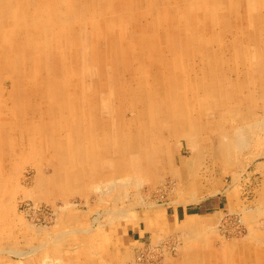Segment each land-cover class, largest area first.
<instances>
[{"label": "rangeland", "instance_id": "rangeland-1", "mask_svg": "<svg viewBox=\"0 0 264 264\" xmlns=\"http://www.w3.org/2000/svg\"><path fill=\"white\" fill-rule=\"evenodd\" d=\"M33 1L35 2L37 0H32L31 4H33ZM48 1L53 6L52 8L46 6ZM89 1L95 8L89 12L91 14L80 11V5L76 3V0H40V2H42L40 10L43 11V15H41L40 18V15L38 14L36 17L35 13V17L38 19V22H40V28H45L47 30H42L55 34L54 42L58 44V47L62 48L61 50L68 47L64 44L62 45V43H68L70 37L72 39L75 38V40L79 42L80 45L78 44L77 48L74 46L76 49L79 48L78 50H82L79 54V61L82 60L90 67V69L86 70V73L80 76L81 83L84 84V87L82 86L80 88V93L83 94L82 97L87 98L90 94L99 95L100 93L104 94L108 91H110L109 94L112 97L117 91L116 84H113L115 81L111 71L112 63L116 59V55L109 52L107 53L105 62L100 64L103 65L107 71L104 74L101 73L98 63L94 65L93 62L87 61L91 49L90 41L92 38V42H97L98 37L100 38L101 36L102 39L100 38L99 41L103 47L105 46V49L108 48L107 44L104 45L107 39L114 42V44H118L119 41L125 39L124 42L126 44L123 42L124 46L126 45L127 50H132V54H136L139 51L140 42H143V45L144 43L148 46L152 45L154 49L157 48V52L154 55L158 59L156 65L166 63L167 60L170 61L169 64H171L170 67L172 70V72H170L172 75L171 81L176 83V93L179 92L182 95V101H186H184L186 113L184 112L183 120L187 122V117L191 116V120L195 117L198 119L194 121H203L207 129L206 127L203 128L206 132H203L204 134H202V137L207 139L202 141L205 142L208 147H211L210 150L213 152L209 150L208 158L206 157L204 161H193V163L190 161L192 164L189 163L187 166L182 165L177 160H173V162L167 166L163 164L161 167L163 172L159 173L157 181L153 182L150 178L148 180L146 178L143 180H141V178L135 179L133 172H126L127 175L121 170L122 168L120 169L118 165H116L117 163L113 158V154L109 157H102L99 155L98 152L103 150V147H106V145L102 147L100 143H97L93 146L95 149L93 147L90 148L91 141L95 140L97 142L96 139L102 138L101 136L91 135L85 139L84 142L86 144H83V147L87 145H89V147L87 149L78 147L79 150L76 151V146L72 144L74 136L70 135L71 132H62L61 137L58 136L62 138V140L58 142L64 143L65 146L71 145L69 149L66 147L64 148L66 150L64 151V156L60 160V168H63V170L58 173L52 165L55 159L58 158L57 160H59L61 158V151H59L60 145H57L55 149L52 148V146L48 147V142L50 143L51 141L47 139V137H35L34 139H30L31 142L27 141L26 143L27 151H15L12 156L14 157L13 159H8L9 157L7 156L6 149V151L4 149L3 151L1 150L0 264H187L188 261H186L183 256L186 247V243L183 239V234L186 232V227L184 226L186 214H209L208 218H212L211 222H208L207 228H204L205 231L201 228V230H203L201 231V235L193 237L190 240V256L192 260H199L198 263L195 264H248L249 261H242L241 257H245V255L250 256V254L254 256L255 250H261L263 251L262 253H264V205L261 203V198L264 194V98L258 100L257 98L253 99L258 95V93H255V88L253 89V87H256L255 76H252L253 74H247L242 77L241 80H244L243 83H245L244 88L246 90L242 89V91L237 92L239 94L237 100L232 97L234 102L240 101V104L236 106L242 105L244 99H248L249 92H251L250 95L251 98H253L246 101L247 104H244L245 108L240 110L238 108V110H236L237 114L239 112L236 117L239 119V122H231V117H233L231 114H233V112L236 113L233 105H226V107H231L233 109L223 107V109L215 110L214 106L208 101H205L207 97L205 98L204 93L199 95L200 92L197 91L199 88L198 86L202 84L201 82L207 81L204 80L206 76H213L218 79L224 72L218 74L215 68L212 74H203V72H200L198 68L205 66V64H203L205 62V57L199 55L202 48H199L194 38L196 35L191 31V28L186 33L182 31V35L180 36H177L181 32L179 26H177L178 30L174 29L175 33L173 36L170 35L169 32L164 34L158 26L149 22V20L152 21V19H147L145 21V18H140L142 13L147 12L143 11L146 10V8L141 9L140 6H137L136 8L133 7V10L132 8L127 9L128 13L126 11L125 13L124 10H122L123 7L120 4L114 3L113 0ZM21 4L26 10L27 6H24V3ZM35 4L37 5V3ZM14 5L15 4L12 5L11 2L0 3V36L2 35V37H4L0 38V42L6 41L5 46L4 44L0 46L2 51L6 48L8 42L14 41L18 36L22 35V33L14 29L13 26H8L11 25V23L12 25H18L16 20L17 12L15 11V7L17 6ZM75 7L77 11L74 10ZM135 12L137 13L135 14ZM124 15L127 16V19L122 21ZM50 17L54 20L53 25L47 22ZM100 18L101 20H99ZM183 18L182 26L192 27L190 16L185 14ZM176 20H178V18H176ZM132 21L135 23H131ZM216 21L217 19L211 20L212 27L217 24ZM35 22L36 19L33 17V24ZM38 22L35 26L38 25ZM23 23L25 26L31 24L28 18L24 19ZM71 25L73 26L72 28ZM92 26H94V30ZM131 29L133 30L131 31ZM93 33L95 35H93ZM121 35H124L122 37L123 39L120 37ZM170 36L172 37V41ZM42 40L43 39H41L40 45L44 44L43 47H46L47 42ZM25 41H27V39ZM170 43L172 44L170 45ZM218 45L219 44H215L212 48L219 50L220 46ZM162 46H164V48ZM51 47L48 46L42 48V50H50ZM198 49L200 51H198ZM43 53L41 57L44 58V62H46L50 54L49 51L48 54L45 52ZM197 53L198 55H196ZM29 56L24 50L17 55L19 67H25L24 64L29 62ZM64 56L68 58V55ZM139 56L140 55L137 53L136 55L128 57V59L139 62ZM148 67L154 68V65L150 64ZM21 70L23 71V69ZM148 72V74L138 76L140 78L134 75L132 76L133 78L137 77L135 80L136 86L144 81V83L152 86L150 84V82L152 83L150 71ZM229 78L234 80L235 83L237 80L240 81L236 76H230ZM66 80L67 76L65 75L64 77L63 75L59 77L57 83L60 81V84H62L65 83L64 81ZM84 80L85 83L83 82ZM247 83L248 85L252 83L254 86L250 89ZM103 86L106 87L105 90L102 88ZM0 88V125L4 129L3 133L6 134L11 131V126L9 125L12 122H16L14 121V111H18L17 109L21 107L20 104L23 105V102L19 103V98H17L22 93V89L19 87L17 88L16 84L14 85L12 82L10 84L9 80L4 81V83L0 85ZM58 89L60 91L62 88L58 87ZM237 89H239V87ZM93 90L97 92L95 93ZM112 92L114 94H112ZM241 92L243 94H241ZM240 96L243 100H240ZM4 97L6 98V102L4 101ZM82 101L84 100H81V103ZM159 101L161 102V100ZM199 102L202 103L198 105ZM230 102H232V99H230ZM116 105L117 103L113 104L112 102V105L106 106L112 109V107L114 108ZM2 108L3 111L5 110L4 112ZM99 108H102L101 105L98 106V112L102 111ZM200 111L204 113L203 119L199 117ZM131 117H133V115H129V118ZM86 123H88V121H86ZM36 126L34 125V127ZM88 126L86 130H88ZM73 130L72 132L76 135ZM96 134L98 135L99 133ZM176 134L181 135L180 138H175L176 140L173 138L168 144V147L171 148L172 157L174 156L177 158L178 156L180 159L181 156H186L192 159L194 157L192 148L195 146L197 150L202 151L203 154H207L203 151V146H197L193 138L187 136L188 132L182 129L180 132L177 131ZM224 137L225 139L223 140ZM102 140L116 144V140L113 137L102 138ZM240 140L241 143H238ZM21 142L23 143V140ZM33 142H35L34 145ZM40 142L42 144V150L37 151L36 145ZM225 143L230 147H227ZM240 144L242 145L239 147ZM201 165L204 166V168ZM134 167L133 164L130 169L133 171ZM169 167H172V169ZM182 167H187L188 170L190 169L189 177L193 178L192 181L188 179L190 182H194L197 180L198 176L200 177L198 178L200 180L196 182L200 184L195 188L196 191H187L180 187L181 178L175 174L176 169L181 170ZM195 167L198 169V176L193 172V168ZM113 173L115 175H113ZM158 178H160V180H158ZM136 182L139 183V186ZM115 183H118L117 186H115ZM112 187L114 188L112 189ZM212 188L214 189L212 192L207 191ZM192 195H200L201 201L197 203L191 202L188 205L189 207L185 205L182 206L183 204H181L180 201ZM175 201H177V203ZM152 202L153 204L157 203L159 205L160 212L154 214H150L151 212L148 213V211H153L151 210L153 207L150 205ZM137 204H140L139 206L141 207L137 206ZM258 207L260 210H258ZM168 222L170 232L166 234V232L160 231L161 228L159 225ZM177 227L181 228L176 229ZM131 229L133 230L131 231ZM155 250L158 251L156 252Z\"/></svg>", "mask_w": 264, "mask_h": 264}, {"label": "bare ground", "instance_id": "bare-ground-1", "mask_svg": "<svg viewBox=\"0 0 264 264\" xmlns=\"http://www.w3.org/2000/svg\"><path fill=\"white\" fill-rule=\"evenodd\" d=\"M113 1H114V3L120 4L123 7L122 10H124V12L126 11L127 13H128L127 9L132 8V10H133V7L136 8L137 6H140L141 9L146 8V10H143V11L144 12L147 11V12L142 13L140 15V18L141 19L145 18V21L147 19H152V21L149 20V22H151L153 25L158 26L161 29V31L164 32V34L165 33L167 34L169 32L170 35L173 36V34L175 33L174 29L178 30L177 26H179L180 27L179 29L181 32L177 36H180V35H182V31H184L186 33L191 28V31L193 33H195V35H196L194 38L196 39L197 44L199 45V48H202L201 51L198 49V51H200L199 55H203L205 57L204 58L205 62L203 63V64H205V66L202 65L203 66L202 68H198V69H200V72H203V74H207V73L212 74L214 68L216 69V72L218 74H220V72H224V73H222V76H220V78H218V79H216L213 76H206L205 77L206 79H204V80H207V81L201 82L202 84H200L198 86L199 88L197 90L200 92V93L198 92L199 95L204 93L205 98L207 97V99L205 101L206 102L208 101L212 106H214L215 110L223 109V107L233 109L231 107H226V105H229V106L233 105V107H235L234 108L235 111L238 110V108H239V110L245 108L244 104H247L246 101H248V99L253 98V97L251 98V95H250L251 92H249L248 99H246V100L244 99V101L242 102L243 104L240 106L238 105V107L236 105L240 104V101L234 102L233 98H235V100H237V98H238L237 96L239 95L237 92L242 91V89L246 90L244 88L245 87V83H243L244 80H241V79L244 75H247V74H249V75L253 74L252 76H255V79H256V82H255L256 87H253V89L255 88V93H258V95L255 96L253 99L257 98V100H258V99L264 98V95H263V92H264V0H113ZM2 2H6V3L11 2L12 5L15 4L17 6V7H15L16 8L15 11L17 12L16 20H17L18 25H12V23H11V25H8V26H13L14 29L19 30V32L22 33V35L18 36V38L16 40L8 42V44L6 45V48L4 49L5 51L3 50L4 52L0 49V61H1L0 62V75H1L0 85L3 84L4 81L9 80L10 84L12 82V83H14V85L16 84L17 88L18 87L21 88L22 93L20 94V96L18 94L19 97H17V98H19V103L23 102V105L20 104L21 107L19 109H17L18 111H14V121H16V122H12L9 125V126H11V131H9L6 134L3 133L4 129L0 125V154H1V150L3 151V149L4 150L6 149L7 150V156L9 157L8 159H13L14 157H12V156L15 153V151H17V150L19 152H26L27 151V147H26L27 144L26 143H27V141L29 142L30 139H32V138L34 139L35 137H37V138L47 137V139H49L51 141L50 143L48 142V147L52 146V148L55 149V147L57 145H60L59 151H61L60 152L61 158L59 160H57L58 158L55 159V162L52 165V167L58 173V172L63 170V168H60V160L64 156V151L66 150L64 148L66 147L69 149V147L71 145V144H69L68 146H65L64 143L58 142V141L62 140V138L58 137V136L61 137L62 132L68 131L69 133L71 132L70 135L74 136V138L72 137L73 138L72 144H74L76 146V151L79 150L78 147H80L82 149H87L89 147V145H87L86 147H83V144H86L84 142L85 139L90 137L91 135L92 136H101L102 138L113 137L116 140L115 141L116 144L113 142H105L104 140H102V138H97L96 139L97 142L95 140L91 141V144H90L91 147L90 148H92L97 143H100V145L102 147H103V145H106V147H103L104 148L103 150L98 152L99 155H101L102 157H109L113 154V158L115 159V161L117 163L116 165H118V167L120 169L122 168L121 170H123L125 173L126 172H133L135 179L141 178V180H143L144 178H146L148 180L150 178L153 182L157 181V177L159 176V173L163 172L161 170V167L163 164L165 166H167V165H170L173 162V160H177L182 165L187 166V164H189L191 162L193 163V161L202 162L206 159V157L208 158V155H209L208 151L210 150L211 147H208L205 144V142L202 141V140L207 139V138L202 137V134H204L206 132L205 129L203 130V128H205L206 126H204L203 121H201V122L194 121L196 119L195 117L193 120H191L190 118H192V117L188 116L187 119L189 122L188 121L185 122L183 120L184 112L186 113V111H185L186 107L184 106L185 100L182 101V95L179 92L176 93V83L174 81H171L172 75L170 74V72H172V70L170 67L171 64H169L170 61L167 60L166 63L156 65L158 63V59L154 55L157 52V50H156L157 48L154 49L152 47V45L148 46L146 43H144V45H143L142 44L143 42H140L139 43L140 49L137 52L140 55L139 56L140 61L138 62V61H132V59H128V57H130L132 55H136L137 53L132 54V50L126 49L127 48L126 45L124 46L125 39L119 41L120 43L118 42V44H114V42H112L109 39H107V41L104 40V41H106V42H104V45L107 44V47H108L107 49H105V46L103 47L99 41L101 36H100V38L98 37L97 42H92L93 38L91 41L89 40L90 44H91V49L89 51V54H88L89 57H88L87 61L89 60V61L93 62L94 65H95V63H98V65L100 66L99 71L101 73L104 74L107 71V70H105L106 68L103 65H100V64L105 62V56L107 55V53L109 52V53L116 55V59L112 63V70L111 71H112V77L114 78V81H115V83H113V84H116L117 91H116V93L114 91L115 95H113L112 97L109 94L110 91H108L107 93L103 92L104 94L100 93L99 95L98 94H93V95L90 94L87 98H85V97L83 98L82 97L83 94L80 93V88L82 86L84 87V84L81 83L80 76L83 73H86V70L90 69V67L88 64L84 63L82 60L79 61L80 60L79 54L81 53L80 51H82V50H78L79 48L76 49L79 42L77 40H75V38H73L75 40V42H74V40L70 37L68 43L67 42L62 43V45L64 44L65 46H68V47L63 48V50H61L62 48L58 47V44H56V42H54L55 34H53V32L51 33V32H47V31H43L42 29H45V28H42V29L40 28V26H41L39 24L40 22H38V19L36 18L38 16V14L40 15V18H41V15H43V11L40 10L41 5H42V2H40V0H37L35 2L33 1V4H31L32 0H13V1H11V0H0V3H2ZM21 3H24L23 5L27 6L26 10L24 9V7L22 6ZM35 3H37V5ZM76 3H78L80 5V11H83V12L85 11V12L89 13L94 8V6L91 4V2L89 0H76ZM49 4H50V2L48 1L46 6L47 7L50 6V8H52L53 6L51 4L50 5ZM116 7H117V5H116ZM113 8H114V6H113ZM74 10L77 11V8L75 7ZM32 11H33V13H32ZM56 11H57V9H56ZM35 13H36V17H35ZM116 13H117V11H116ZM136 13L137 12H135V14ZM89 14H91V13H89ZM130 14H132V13H130ZM138 14H139V12H138ZM185 14H188L190 16V19L192 21V23H191L192 27L182 26L183 19H184L183 16ZM105 15H104V17H105ZM108 15H109V13H108ZM33 17L36 19V22L34 24H33ZM26 18H28V21L30 19L31 24L28 26H25L23 23L24 19H26ZM176 18H178V20H176ZM50 19L47 22H50L53 25L54 20H52L51 17H50ZM94 19H96V18H94ZM125 19H127L126 15H124V17L122 18V21ZM214 19H217V21H216L217 24H215V26L212 27L211 26V20L213 21ZM99 20H101V18ZM37 22H38V25L35 26V24ZM133 22L134 21H132L131 23H133ZM72 25H74V24H72ZM72 25H71V28L73 27ZM88 25L90 26L89 21H88ZM126 27H128V26H126ZM151 27H153V26H151ZM52 28H53V26H52ZM93 28H94V26H92V29ZM129 28H131V27H129ZM48 29H49V27H48ZM1 30H2V27H1ZM45 30H47V29H45ZM132 30L133 29H131V31ZM171 30H173V31H171ZM133 33H135V32H133ZM139 34H140V32H139ZM93 35H95V34L93 33ZM123 36L124 35H121L120 37L122 38ZM0 38H4V37H2V35H1ZM24 39L25 40L27 39V41H25ZM41 39H43L42 41L47 42L46 47L52 46L50 50L49 49L48 50H42V48H46V47H43L44 44L40 45ZM130 40H131V37H130ZM98 41H99V43H98ZM171 41H172V37H171ZM145 42H146V40H145ZM5 43H6V41L0 42V46L3 44L5 46ZM171 44L172 43H170V45ZM215 44H219L218 45V46H220L219 50L212 48V46ZM56 45H57V47H56ZM74 46H76V48ZM162 47L164 48V46H162ZM22 50H24L25 53L28 54V56L30 55L29 59H28L29 62L27 64H24L25 67H23V68L19 67V63L17 62V55H19V53H21ZM48 51L50 54L48 56V61L44 62V58L41 57V54L43 52L48 54ZM196 52H197V50H196ZM64 55H66V56L68 55V58H65ZM190 55H191V53H190ZM196 55H198V53ZM162 57H164V56H162ZM194 57H197V56H194ZM219 58L223 59V60H220ZM20 59H21V57H20ZM186 59H185V61H186ZM150 64H153L154 68L148 67ZM186 66H187V64H186ZM107 67H109V66H107ZM21 69H23V71ZM148 71H150V76H151V81H152V83L150 82V84L152 86L148 85L147 83H144L145 81L143 78H142V80L144 82L139 83V85L137 84V86H136V83H135L136 78L138 76L148 74L149 73ZM63 75H64V77H65V75L67 76V80L64 81L65 83L60 84V81H59V83H57L59 77L63 76ZM133 75L137 76V77L133 78L132 77ZM230 76H236L237 78H239L240 81L237 80V82L235 83L234 80L229 78ZM138 78H140V77H138ZM18 80H20V81H18ZM63 80H64V78H63ZM175 80H177V79H175ZM190 81H191V79H190ZM83 82L85 83V80ZM207 83L209 84V86ZM252 83H253V81H252ZM252 83H250L249 85L247 83V85L250 89L252 88V86H254V84H252ZM58 87H61L62 89L59 91ZM93 87H95V86H93ZM112 87H113V85H112ZM238 87H239V89H237ZM102 88L104 90L106 89V87H104V86ZM94 92L96 93L97 91H94ZM114 93L112 92V94H114ZM183 94H184V92H183ZM241 94H243V93L241 92ZM5 99L6 98L4 97V101H5ZM230 99H232L233 103L230 102ZM241 99H242V97L240 96V100ZM81 100H84V101H82V103H81ZM159 100H161V102ZM162 101H164V102H162ZM112 102H113V104L117 103V105H118V106L117 105L114 106L115 111H114L113 107L111 109V107L106 106V105H109V106L112 105ZM201 103L199 102L198 105ZM253 103H254V101H253ZM100 105L102 108H99V109L102 111L98 112V106H100ZM205 105H207V104H205ZM8 110H10V109H8ZM2 111H3V108H2ZM114 112H115V115H114ZM242 112H243V110H242ZM238 114H239V112H238ZM238 114H237V111H236V113L233 112V114H231L233 116V117H231L232 120L230 119L231 122H239L238 121L239 119L236 118L238 116ZM129 115H133V117L129 118ZM203 116H204V113L202 111H200L199 117L201 119H203L204 118ZM220 118H221V116H220ZM86 121H88V123H86ZM88 124H89V126H88ZM205 124H206V122H205ZM222 124H224V123H222ZM34 125L35 126L37 125V126L34 127ZM72 126H74V127H72ZM87 126H88V130H86ZM182 129L184 131L188 132L187 136H190L191 138H193V141L195 142V144L197 146H199V145L203 146V148H204L203 151L207 154H203L202 151L197 150L196 146H195L194 148H192V150L194 151V152H192L194 155V157L192 159H190L186 156H181L180 159L178 158V156H177V158L174 156L172 157L171 156V148L168 147V144L170 143V141L173 140V138L174 139L180 138L181 135H179V134L177 135L176 133H177V131L180 132ZM206 129H207V127H206ZM208 129H209V127H208ZM72 130L75 132L76 135H74ZM211 130H212V128H211ZM96 133H99V134L97 135ZM221 138H222V136H221ZM224 139H225V137L223 138V140ZM22 140H23V143L21 142ZM38 141H40V140H38ZM212 141H213V139H212ZM225 141H227V140H225ZM56 142H58V143L54 144ZM34 143L35 142H33V145H34ZM176 143H177V141H176ZM238 143H241V140ZM109 144H111V145H109ZM41 145H42L41 142L38 145H36L37 151L42 150ZM210 145H212V144H210ZM226 145H227V147L229 146L228 144H226ZM241 145L242 144H240L239 147ZM222 147H224V146H222ZM225 150H226V148H225ZM211 152H213V151H211ZM174 155H175V153H174ZM221 159H222V157H221ZM208 161H210V160H208ZM107 162H108V160H107ZM230 162H231V160H230ZM133 164L135 167H134V170L132 171L130 168L133 166ZM213 165H215V164H213ZM207 166H210V165H207ZM226 166H227V164H226ZM202 167L204 168V166H202ZM169 168L172 169V167H169ZM196 168L197 167L193 168V172L195 173L196 176H198V172H197L198 169H196ZM217 168H219V167H217ZM213 169H214V167H213ZM228 169H230V168H228ZM189 171H190V169L188 170L187 167H182L181 170L176 169L175 175L179 176L181 178L180 187H182V189H185L187 191H193V190H195V188L198 187V185H200V184L196 183L198 180H200V179H198L200 177L198 176L197 180H195L194 182H190V181H192L193 178L189 177V175H190ZM57 173H56V176H57ZM214 173H215V171H214ZM113 175H115V174L113 173ZM158 180H160V178H158ZM135 181H137V180H135ZM201 181H200V183H201ZM238 181H239V179H238ZM137 183L138 182H136V184ZM260 183H261V181H260ZM117 184L115 183V186H117ZM128 184H130V183H128ZM134 184H135V182H134ZM141 185H142V183H141ZM202 185H204V184H202ZM263 185H264V183H263ZM113 186H114V184H113ZM138 186H139V183H138ZM257 186H258V184H257ZM129 187H131V186H129ZM113 188L114 187H112V189ZM249 188H250V186H249ZM136 189H137V187H136ZM182 189H181V191H182ZM212 190H214V189L213 188L208 189L207 191L212 192ZM227 191H228V189H227ZM218 192H219V190H218ZM149 193H148V195H149ZM197 194H199V193H197ZM207 194L209 195L208 192H207ZM214 194H216V193H214ZM208 195H206V196H208ZM199 196L200 195H196V196L192 195L191 197L188 196V197L184 198L183 200H181L180 203L183 204L182 206H184V205L188 206L191 202L197 203V202L201 201ZM140 197H141V195H140ZM157 199H159V198H157ZM261 201H262L261 202L262 205H264V194L262 195ZM141 202H142V200H141ZM168 202H170V201H168ZM175 202L177 203V201H175ZM139 205L137 204V206H139ZM150 205H152L153 209H151V210H153V211H148V213L151 212L150 214H154V213L161 211L160 207L157 203L153 204V202H152V204H150ZM139 207H141V206H139ZM127 209H129V208H127ZM162 210H163V208H162ZM247 210H248V208H247ZM258 210H260V208ZM262 211H263V209H262ZM208 216H209V214L208 215H205V214H203V215H188V214H186V219H184L185 220L184 226L186 227V232H184V234L183 233L182 234L184 236L183 239L186 243V247H185V251L183 253V256L185 257V260L188 261L187 264H195V263H198V261H199L198 259L192 260V258L190 256V253H189L190 246H191L190 240L193 237L200 236L201 231H203L204 228H207V225L209 224L208 222H211V220H212V218H208ZM238 221H240V220H238ZM260 221H263V220H260ZM179 223H180V219H179ZM218 224H219V222H218ZM159 227L161 228L160 231L166 232V234H168L170 232L169 222L165 223V224L162 223L159 225ZM137 228H139V227H137ZM179 228H181V227H177L176 229H179ZM201 228H203V230H201ZM132 230L133 229H131V231ZM202 234H203V232H202ZM208 238H210V237H208ZM174 242H175V240H174ZM223 243H224V241H223ZM175 249H176V247H175ZM194 250H197V249H194ZM262 252L263 251H261V250H259V251L255 250V255L253 254L254 256H252L251 254H250L251 257L248 255H245V257H241L242 261L248 260L249 261L248 264H254V263L264 264V253H262ZM182 259H183V257H182ZM206 261H207V259H206Z\"/></svg>", "mask_w": 264, "mask_h": 264}, {"label": "crops", "instance_id": "crops-1", "mask_svg": "<svg viewBox=\"0 0 264 264\" xmlns=\"http://www.w3.org/2000/svg\"><path fill=\"white\" fill-rule=\"evenodd\" d=\"M189 215V214H188Z\"/></svg>", "mask_w": 264, "mask_h": 264}]
</instances>
